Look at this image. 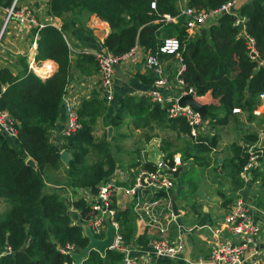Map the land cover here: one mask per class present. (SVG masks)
<instances>
[{
  "label": "trees",
  "instance_id": "trees-1",
  "mask_svg": "<svg viewBox=\"0 0 264 264\" xmlns=\"http://www.w3.org/2000/svg\"><path fill=\"white\" fill-rule=\"evenodd\" d=\"M13 1L0 0V6L8 8ZM230 1L188 0L187 6L197 10H215ZM153 3L155 9L152 8ZM238 8L247 19V34L255 39L257 50L264 57V0H241ZM179 13L178 0H52L48 14L65 18L64 24L61 28L47 25L42 29H32V36L37 37L36 62L51 60L58 66L56 72L44 79L29 72L27 65L17 75L9 68L0 70V110L7 111L15 121L20 147L17 149L8 137L0 133V200L11 206L5 218L0 219V247L12 249V253L0 259V264H73L72 256L63 250L66 251L70 245L80 253L88 246L83 226L92 216L90 205L84 197L71 203L82 217V223L75 224L70 206L63 197L46 191L47 183L51 182L47 171L64 169L71 188L87 189L96 194L99 185L117 168L111 143L106 137L96 139L94 135V126L101 114L105 116L106 127L112 126L116 130L121 129L130 117L134 124L145 123L149 130L168 121V126L174 131L180 134L189 132L184 120L169 119L167 110L160 104L145 97L119 98L115 94L108 107L106 101L98 98L85 101L79 110L81 128L64 139L62 146L53 143L51 132L59 119L63 95L73 77L71 50L66 40L70 20L66 19L67 16H73L79 24L87 15H98L108 22L111 33L105 39L104 47L115 55L125 54L137 44L145 50L157 52L163 44L162 34L167 32L165 36L168 37L175 35L167 31L172 27L176 37L184 43L181 56L186 70L182 78L186 87L194 88L201 101L209 105L210 120L227 125L237 116L234 109L254 116V110L261 103L260 95L264 94V67H257L250 60L245 38L240 36V29L235 26L236 17L224 15L216 24L203 30L199 37L186 41L183 19L178 24L163 22L166 15L175 17ZM89 65L98 70L93 55L80 54L76 67L86 72ZM139 78L143 79L142 76ZM145 83L150 84L151 81L145 80ZM109 114L112 116L106 117ZM246 141L248 144L259 142L256 129L247 135ZM164 146L171 147L172 144L165 142ZM216 147L215 138H201L190 151H185L182 162L192 160L200 168H209L212 165L209 154ZM233 148V157L223 161L220 168L229 171L228 176L232 180L239 178L250 158L247 147L234 145ZM63 150L72 155L68 168L60 160ZM92 157L95 158L90 162ZM168 158L172 164L173 154ZM28 159H33L37 168L27 165ZM215 164H219L218 160ZM146 167L155 168L152 164ZM188 175L184 174L183 178ZM197 180L188 181L186 190L180 185V191L185 195L196 193L199 188ZM236 184L243 187L240 178ZM159 197L167 198L165 194ZM131 215L130 209L117 214L128 242L133 234ZM137 241L146 244V237L141 236ZM121 261L122 255L116 251H108L104 257L97 251H91L83 264H122Z\"/></svg>",
  "mask_w": 264,
  "mask_h": 264
},
{
  "label": "built area",
  "instance_id": "built-area-1",
  "mask_svg": "<svg viewBox=\"0 0 264 264\" xmlns=\"http://www.w3.org/2000/svg\"><path fill=\"white\" fill-rule=\"evenodd\" d=\"M19 1L14 0L8 8L0 7V11L6 14L4 27L0 33V43L5 30L13 21L30 30L42 29L47 26L40 23L27 8L20 7ZM37 1L45 6L49 5L52 0ZM240 1L232 0L215 10H197L186 7L175 17L166 15L163 22L178 24L180 19H183L182 23L187 34L186 41H189L200 36L203 30L216 24L222 16L232 14L236 17L235 26L240 29V36L245 38L250 60L256 63L257 67H264V57L257 50L255 39L246 32L247 19L242 14L240 15L241 11L238 8ZM152 8H156L155 3L152 4ZM182 45L184 43L178 37H170L163 40V44L157 52L145 50L137 44L122 55H115L106 48L93 54L99 70L98 98L106 101L107 104L112 103L117 87V70L123 65H142L150 75L155 88L148 93V98L154 103L164 105L162 107L167 110L169 119L184 120L189 127V132L185 136L194 143L201 138H211L213 132H210L211 128L206 123L214 122L210 120L209 116L204 119L190 106L179 104V100L188 95H193L197 101L203 103L195 89L187 88L182 78L186 70L181 56ZM260 99V105L253 112L256 117L262 116L264 113V94L260 95ZM63 107L67 119L62 137L67 139L81 128V124L79 110L69 102L66 96L63 97ZM233 113L243 114L240 109H234ZM14 125L15 121L9 113L0 110V133L17 135ZM255 127L253 131H255ZM258 135L260 138H264L263 132H258ZM249 145L252 146L248 149L249 162L241 171V177L247 183L253 181V173L261 168V163L264 161V149L259 144L249 143ZM182 165L184 163L180 156L174 157L171 165L162 162L157 164L154 169L143 165L134 177L129 179L121 169H116L99 185L96 194L88 191L83 195L90 205L92 213L86 225L91 228L98 240H103L107 230L106 220H110L115 229L114 243L110 251H116L122 255V264L146 263L137 257L132 245L123 235L121 223L117 218L118 209L114 201L116 190L120 184H127L125 188L127 194L135 199L134 213L143 220L147 227L156 228L161 217V214L157 213L159 195L165 194L167 198H170L171 193L178 187L174 182L175 178L168 170L176 171ZM157 229L160 235L166 232L160 226ZM208 230L210 232L208 251L197 260H187V264H264V248H261V245H264V209L256 202H248L243 197L237 198L230 205L226 215L218 219L216 225L209 227ZM148 248L157 259L178 261L182 259L186 247L182 239L173 242L160 236L151 238ZM63 252L71 255L76 250L74 246L69 245ZM10 253H12L10 247H0V259ZM147 257L148 255L145 254L143 260Z\"/></svg>",
  "mask_w": 264,
  "mask_h": 264
},
{
  "label": "crops",
  "instance_id": "crops-1",
  "mask_svg": "<svg viewBox=\"0 0 264 264\" xmlns=\"http://www.w3.org/2000/svg\"><path fill=\"white\" fill-rule=\"evenodd\" d=\"M245 1L249 2L250 0ZM19 6L27 8L30 13L42 24L53 25L57 28H61L64 24L65 18H56L50 16L48 14V5L44 6L37 0H20ZM4 14L5 13H3V11H0L1 21H4ZM66 19H68V16ZM72 19L73 16L69 20V28L66 40L69 44L70 50L72 51L71 58L73 63V77L63 97H68L69 102L73 103L76 108L80 110L85 101L98 98L95 96V94L97 93L99 74L97 68L90 65L88 66L89 69L86 72L81 71V69L76 67V61L78 60V56L80 54L86 53L93 55L105 49L104 42L111 33V27L108 22L101 19L98 15L85 16L83 19H81V24H79L78 21H74L75 19ZM7 28H9L10 31L6 35L7 37L4 42L5 46L0 48V70L2 68H9L15 75H17L24 69L25 65H27L29 72L35 73L44 79L51 77L56 72L58 66L51 60L41 63L36 62L37 37L32 36V29L30 30L29 28L21 27L16 21H13ZM2 38L3 37H1V40ZM52 65H54V67H51ZM36 68H39L40 72H37ZM45 68H47L46 71L48 72L46 75H44ZM139 76H142L143 79L139 78ZM145 80H150L151 83H145ZM154 89L155 88L150 75L145 71L142 65H123L117 70V87L115 91L117 97L124 98L126 96H133L139 99L144 97L148 98V93ZM98 99L101 101L100 98ZM240 115L245 117L244 113ZM111 116L112 115L109 114L106 117L110 118ZM243 116L241 117L243 118ZM100 117L102 119L101 121H98ZM99 118L97 119L96 124L100 123V126H98V129H95L96 124L94 126L96 132L97 130L100 131V136L96 138L102 139L106 137L111 145L114 146V149H117L118 152H114L117 169H121L128 179L130 177H134L136 172L142 168L143 165L147 166L148 164H152L155 167L157 164L162 162H166L169 165L170 162H172V160L168 158L170 154H173L174 160V157L180 156L182 158L186 151H172L173 145L169 147L167 151H164L162 146L165 134L157 130L158 126H155L153 130H149V128L145 126V123H141L135 126V130L131 131V127L134 125V123L129 117L125 120V123L121 129L116 130L112 126H109L112 128L110 133L109 127H106L104 124V114H101ZM240 118L235 116L230 120V122H233L235 125L236 121L240 123V127L238 128L239 132L245 131L247 128H249L250 131L254 130V126L250 127L246 121H243ZM66 119L67 115L63 107L62 99L59 119L51 132V141L59 146L64 144L62 132L65 127ZM257 119L263 120L264 113L261 118ZM221 127L228 128V125ZM163 131L169 133L167 129H163ZM173 134L176 135L175 133ZM245 138H243L241 141L246 142V145L250 147L247 141H245ZM14 144L17 149H20L17 140H15ZM182 147L185 148L187 145H183ZM217 147L209 154L212 165L207 171L213 170L212 167L215 166L216 160L219 162L218 158H223L225 155L224 153H221L222 155H216ZM129 155H135V158H130ZM143 155H146L145 159H147V161L145 162H142ZM193 155H195V153H193ZM215 157L218 158L216 159ZM122 162L126 164H123ZM187 162H184V165L187 164ZM63 166L68 168L64 164ZM200 169L203 170L202 168ZM47 175L51 179V182L47 183V185L54 186H58L56 182L59 180V178L61 179L66 177L64 174V169H61L60 171L49 169L47 171ZM227 175L228 173H225V176ZM209 185H211V183L210 181H207L206 187L204 189L206 201L203 202L201 209L199 208V205L194 204L196 201L198 204L200 202L197 192L196 195L192 193L190 201L185 200L181 208L179 207L178 202L179 197H177L179 194H181L180 192H178L177 195H172L170 198L158 197L159 199L157 200H159V203L157 205V213L161 214V217L157 227L160 226L166 230L164 234L160 235L157 227H147L143 220L138 218V215L134 213L133 206L135 204V199L127 194L125 189L127 184H120V187L115 192L116 207L118 211H124L127 209L132 211L130 225L133 229V234L129 243L132 245L133 249L135 250V254L142 262H145L146 264H164L161 263L159 261L160 259H157L148 248L150 239L154 237L162 236L170 239L173 242H176L178 239H182L185 243L186 248L182 254V259L178 261H169L166 264H187V260H197L208 251V242L210 241V232L208 228L215 226L218 219L226 215L231 203L235 200H232V202L227 206L225 205L226 208L224 206L222 208L220 206V203L222 202L221 199L216 195L217 193L214 191V188L211 190L208 189ZM230 186L231 185L227 184V186L225 185L224 187L226 188L225 190H228V192L224 191L227 196L233 193L232 190L234 188L233 186ZM60 188L63 189V193H65V195H73V199L70 203L80 198L79 193H74L77 192L74 188H65L63 186H59V189ZM59 192L61 194V190H59ZM184 196L185 195H183V197ZM252 200L253 199L250 198L249 202ZM65 201L67 203L68 200L65 199ZM67 204L70 205L69 202ZM173 204H175L177 207V213L173 211ZM70 212L73 216L74 223L81 224L82 217L80 211H77L72 207ZM183 219L185 221H183ZM147 220L149 219L147 218ZM186 222H189L190 224H187ZM141 236L146 237V244H142L137 241ZM145 254H147L148 257L147 259L143 260Z\"/></svg>",
  "mask_w": 264,
  "mask_h": 264
},
{
  "label": "rangeland",
  "instance_id": "rangeland-1",
  "mask_svg": "<svg viewBox=\"0 0 264 264\" xmlns=\"http://www.w3.org/2000/svg\"><path fill=\"white\" fill-rule=\"evenodd\" d=\"M187 3H188V0H178V8H180V12L188 7L187 6ZM19 5H20V1H19ZM4 13V12H3ZM5 17H6V14H4ZM72 16H69L68 19H71ZM4 22H5V18H4V21H1L0 20V33L2 32V29L4 27ZM171 24V23H170ZM209 29V27H208ZM9 28H7L4 32V35H3V38H2V42H1V45H0V48H2V46H5L4 45V42L6 40V35L8 34L9 32ZM167 31H170L169 33L171 34H175V35H172L171 37H176V33H175V30L170 27L167 29ZM168 33L165 32V34H162L160 36L161 39H165V38H170L168 36H165L167 35ZM199 37V36H198ZM72 52V51H71ZM37 72L40 70L39 68H36ZM41 75V73H40ZM46 75V74H44ZM103 101V100H102ZM207 102L210 101V99H206ZM217 101L213 102V103H216ZM104 103V102H103ZM212 103V102H211ZM107 104V103H106ZM203 104V103H202ZM110 104H107V107L110 106ZM214 114H217V113H214ZM218 117H221V114L218 113ZM243 115H238L236 117H241ZM262 117V116H261ZM261 117H250L249 115H246L245 114V117L243 116V118L241 117L240 119H242L243 121H246L250 127L251 126H256L255 129L257 132H263L264 133V120H260V119H257V118H261ZM101 117L98 119V121H101ZM217 120L214 122V123H206V125H209V128H211L210 132H213V135L211 136V138H215L216 141H217V154L216 155H222L221 153H224V157H215L216 159L218 158L219 160L222 159L221 163L223 164V160H227V159H231L234 155V148L233 146L234 145H238L240 147L242 146H245L249 149V147L246 145V142H243L241 140H243V138L247 137V134H250V129L247 128L245 129V131H241L239 132L238 131V128L240 127V123H238V121H236V125L233 123V122H229L227 125H228V128L227 127H221L223 125L221 124H218ZM170 122L166 121V122H161V126H158V131L162 132L163 134H165V138L163 139V146L162 148H169V147H166L164 146V143L165 142H169L170 144L173 145L172 147V151H176V152H182L183 150H186V151H190L192 149V146L194 144V142L188 138L187 136H185L186 134H180V132H175L173 129H171L169 125ZM98 126H100V123L96 124V127L95 129H98ZM136 124L132 125L131 127V131L132 130H135ZM146 126V124H145ZM110 128V127H109ZM226 128V129H225ZM94 129V135L95 137H98L100 136V131ZM102 129V128H101ZM163 129H168V132H164ZM178 129H180L178 127ZM249 131V132H248ZM154 132V131H153ZM157 132V131H156ZM173 133H175L176 135H174ZM6 137H8V139H10V142L12 143V145L15 146V140H17V135H11V134H4ZM97 139V138H96ZM210 139V138H209ZM261 139L259 137V142L255 143V144H261ZM128 141V140H127ZM245 141H246V138H245ZM113 142V141H112ZM124 142V141H122ZM183 145H187V147L183 148L182 146ZM112 150L113 152H118L117 149H114V146H112ZM64 151V150H63ZM228 153V154H226ZM71 154V153H70ZM134 154V153H132ZM130 158H135V155L134 156H130ZM146 155H143L142 156V162H145L147 161V159H145ZM95 157H92L90 162H93V159ZM29 160V159H28ZM118 162V160H117ZM123 163V162H122ZM219 162L218 165L215 164L213 168V170H208V168H202L203 170L200 169V167L196 166L194 161L192 160H188L187 164L185 165H182L181 167L184 168V172H182L180 175H179V178L178 179H175L176 181H174L176 183V185L178 186L172 193H171V196L172 195H177L178 192H180L181 194H179L177 197H179L178 199V202H179V207L181 208L183 202L185 200H188L190 201L191 199V195L192 193L190 194H184L180 191V187H179V184L181 186H187V182L190 181L191 179L193 180H197L198 184H199V187L201 184H204V189L206 187V182L207 181H210L211 185H209V190H211L212 188H214L216 191V195L219 196V198L221 199V203H220V206L223 208V206L226 208V206L232 202V200L236 201L237 198L239 197H243L246 201L249 202V199L252 198L253 202H256L259 206H261L263 209H264V161L261 163V168L259 170H257L256 172L253 173V181L252 182H245L242 177H241V173L239 175V178L241 179L242 183H243V187H239L236 183L238 181V177L234 178L232 180V178H230L228 175L225 176V173L227 174V172H224V170L220 169L221 168V164ZM123 164H126V163H123ZM130 164V163H128ZM117 169V168H116ZM56 173V172H55ZM184 174H189L187 176V178H183V175ZM208 175V177H207ZM66 176V175H65ZM56 184H58V186H54V185H47L46 186V191L47 192H56L58 193L59 190H61V194L60 196L63 197V199L65 200H68L67 203L69 202V210L72 208L71 207V201L73 199V195H65V193H63V189H59V186H63L65 188H70V186L68 185V178L67 177H63V178H59V180L56 182ZM228 185H231L233 186V193L230 194L229 196H227V194H225L224 191H227L228 190H225L226 188L225 185L227 186ZM230 186V187H231ZM185 189H187L185 187ZM199 189V188H198ZM77 192H74V193H79L80 194V198L83 197L84 194H86L87 189H75ZM86 191V192H85ZM231 191V192H232ZM196 195V193H193ZM183 195H185L183 197ZM116 197V195H115ZM115 197H114V201H115ZM68 198V199H67ZM206 201V199H205ZM205 201H200L199 204L198 202L196 201L194 204H197L199 205V208L201 209L202 208V204L203 202ZM233 201V202H234ZM233 202L231 203V205L233 204ZM263 202V204L261 205V203ZM116 205V203H115ZM226 205V206H225ZM11 209V206L7 203H5L4 201L0 200V219H3L5 218L6 214L9 213ZM183 221H185L183 219ZM187 224H190L189 222H186ZM86 225V224H85ZM84 225V226H85ZM83 226V227H84Z\"/></svg>",
  "mask_w": 264,
  "mask_h": 264
},
{
  "label": "water",
  "instance_id": "water-1",
  "mask_svg": "<svg viewBox=\"0 0 264 264\" xmlns=\"http://www.w3.org/2000/svg\"><path fill=\"white\" fill-rule=\"evenodd\" d=\"M240 15H241V13H240ZM179 104L181 106H190L195 112H198L202 116V118H204V119L208 117L209 105L200 103L199 101H197L193 97V95H188V96L182 97L179 100ZM162 106L164 107V105H162ZM111 130H112V128H109L110 133H111ZM260 147L264 149V138L261 139ZM60 160L65 166L69 167L70 162L72 160V156L69 153V151H67V150L62 151L61 155H60ZM221 160L222 159L219 160L220 163L222 162ZM27 165H29L33 168H37V165L33 159H29L27 161ZM168 172L170 174H172V176L175 179H178L179 175L182 172H184V168L180 167L176 171L168 170ZM197 195H198V198L200 201H205L206 197H205L204 184L200 185V187L197 191ZM173 211L175 213H177V207L175 204H173ZM106 225H107V230L105 233V239H103V240H98L96 238V236L93 234V232L89 226L85 225L83 227L85 236L88 238L89 243H88V246L82 252L71 253V256L73 259V264H83L84 261H86L88 259L91 251H97L103 257L106 256L107 252L111 250V247L114 243V238H115V229L113 228L109 219L106 220ZM261 248H264V245H261ZM23 250L24 249H22V251Z\"/></svg>",
  "mask_w": 264,
  "mask_h": 264
},
{
  "label": "bare ground",
  "instance_id": "bare-ground-1",
  "mask_svg": "<svg viewBox=\"0 0 264 264\" xmlns=\"http://www.w3.org/2000/svg\"><path fill=\"white\" fill-rule=\"evenodd\" d=\"M51 67H54V65H52ZM47 70V68H45V74H47L48 72L46 71ZM39 72H40V70H39Z\"/></svg>",
  "mask_w": 264,
  "mask_h": 264
}]
</instances>
